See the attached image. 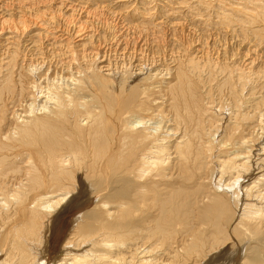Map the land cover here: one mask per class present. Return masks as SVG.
Wrapping results in <instances>:
<instances>
[{"label":"bare ground","instance_id":"bare-ground-1","mask_svg":"<svg viewBox=\"0 0 264 264\" xmlns=\"http://www.w3.org/2000/svg\"><path fill=\"white\" fill-rule=\"evenodd\" d=\"M0 264H264V0H0Z\"/></svg>","mask_w":264,"mask_h":264},{"label":"rangeland","instance_id":"rangeland-1","mask_svg":"<svg viewBox=\"0 0 264 264\" xmlns=\"http://www.w3.org/2000/svg\"><path fill=\"white\" fill-rule=\"evenodd\" d=\"M73 194H74V193H73ZM84 196H85V194H84V195H81V196H79V197L82 198V199H85L86 196H85V197H84Z\"/></svg>","mask_w":264,"mask_h":264}]
</instances>
